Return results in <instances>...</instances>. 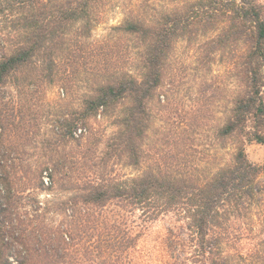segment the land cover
Returning <instances> with one entry per match:
<instances>
[{
	"label": "trees",
	"instance_id": "obj_1",
	"mask_svg": "<svg viewBox=\"0 0 264 264\" xmlns=\"http://www.w3.org/2000/svg\"><path fill=\"white\" fill-rule=\"evenodd\" d=\"M103 1L0 0V264H147L139 242L160 219L167 226L157 263L243 264L244 254L228 249L242 237L235 222L262 193L264 168L248 160L245 148L264 145V0H167L163 9L131 12L113 28L131 45L120 44L114 63L113 52L100 49L90 68L84 45L69 35L76 26L77 37L89 35ZM179 42L197 44L203 68L227 56L235 83L215 133L221 147L232 141L233 154L207 176L184 170L177 158L142 169L150 102ZM60 63L69 72L81 63L100 80L81 110L63 115L43 141V155L21 157L17 148L33 145L22 141L32 126L22 107L36 105L40 89L54 85ZM97 117H111L116 128L103 152L96 156L94 144L58 152L78 145L77 121ZM117 165L139 173L121 177ZM46 190L68 197L42 204L34 191Z\"/></svg>",
	"mask_w": 264,
	"mask_h": 264
},
{
	"label": "rangeland",
	"instance_id": "obj_2",
	"mask_svg": "<svg viewBox=\"0 0 264 264\" xmlns=\"http://www.w3.org/2000/svg\"><path fill=\"white\" fill-rule=\"evenodd\" d=\"M166 4L167 0H104L102 7L95 10V24L89 35L77 37L76 26L72 29L69 40L84 45L86 55L90 57V68L97 67L100 58L98 54L102 48L113 52L110 63H114L116 50L122 46L120 44H124L123 48L131 44L126 39L119 38L113 28L121 24L131 12L136 14L137 11L152 7L163 9ZM0 26L2 27V24ZM80 64L78 70L69 72L66 65L60 63V75L54 85L40 89L36 94V105L25 104L22 107V114L28 124L32 125L28 128V135H21L24 137L22 141L32 142L33 145L26 146L25 149L18 147L21 157L25 155L35 159L43 155V141L58 131V122H63L64 116L72 111L81 110L82 101L89 94L90 87L100 79L98 74L85 71ZM234 85L227 56L222 61L217 58L208 68H203L200 65L197 44L179 42L170 58L164 84L150 102L151 123L143 144L146 160L142 169L163 165L162 160L175 161L177 158L183 161V165L185 160L184 170L196 169L207 176L227 165L233 154L232 141H227L226 146L221 147L216 141L215 133L217 127L224 122L231 106ZM112 122L111 117H97L95 120L90 119L86 124L77 121L78 129L74 131L73 136L78 140V145L76 142H70L65 148L60 147L58 152L65 150V153L74 154L94 144L97 156L105 150L107 140L116 131ZM10 133L12 135V132ZM10 138L18 142L15 137ZM245 151L251 163L264 168V145L253 143L247 145ZM169 167L178 169L175 164ZM115 171L121 177H132L139 173L134 168L122 165H117ZM259 184L262 188L260 200L250 206V211L242 221L235 222V228L242 233V237L238 239L239 244L237 242V245L228 249L231 254L241 251L245 256L243 264H264L263 172L259 177ZM34 196L40 203L49 204L67 198L68 194L46 190L34 191ZM49 218L56 223L61 220L59 215L54 218L49 215ZM166 226L164 219L155 221L142 236L139 249L150 258L147 264H159V244L161 245V240L166 234ZM45 263L47 261H44Z\"/></svg>",
	"mask_w": 264,
	"mask_h": 264
}]
</instances>
